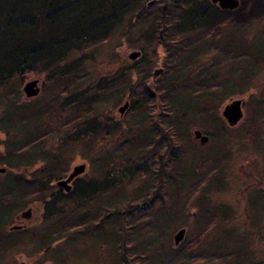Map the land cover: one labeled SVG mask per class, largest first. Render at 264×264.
<instances>
[{"label":"trees","instance_id":"16d2710c","mask_svg":"<svg viewBox=\"0 0 264 264\" xmlns=\"http://www.w3.org/2000/svg\"><path fill=\"white\" fill-rule=\"evenodd\" d=\"M245 9L252 14H234L210 0H0V103L10 108L5 107L6 117H11L5 126L0 119V131L6 133L7 139L11 137L10 141L0 142V163L7 167L6 173L0 174V264L3 257L10 259L18 250L22 240L18 235L26 236L29 231L4 229L6 220L18 209L34 201L42 203L41 224H50L56 232L55 236H48L44 234L49 228L35 229L38 248H43L44 241L52 245L69 229L73 239L79 240L78 229L98 214L87 210L96 205V198L106 199L118 187L140 178H145L143 193L148 197L134 205L139 208L137 220L117 239L124 248L132 239L136 244L140 242L143 256H138L135 264H208L213 255L218 256L217 264H264V260L241 259L250 255L244 247L226 246L231 236L227 231L225 238H216L211 246L201 243L208 233L219 232L221 227L217 230V226L222 216L207 205L205 197L195 194L208 180L193 171L198 164L213 172L221 153L227 155L232 151L230 129L237 125L229 127L218 114L223 101H216L215 95L225 85L238 82L235 76L241 67L236 60H245L248 53L264 57L253 51L257 49L248 39H235L237 44H233L234 34H244L239 28L264 22V0H245ZM240 15L242 18H237ZM130 27L141 33L131 44L140 51L139 58L129 61L117 55L108 63L112 66L107 72L93 76L94 72L88 69L96 60L87 51L118 32L125 37L122 31ZM159 52L161 71L154 75ZM226 59H230V66L223 68ZM28 72L41 74L42 87L53 89L50 94L44 90V101H34V97L18 100L19 86ZM230 76L234 79L228 82ZM99 80L102 84H97ZM106 97L113 100V105L126 97L133 114L130 120L113 121ZM257 104L253 114L258 112L264 117V99ZM14 111L34 114L20 118L13 116ZM207 125L212 129H207ZM193 127H201L208 136L204 146L190 132ZM19 133L25 138L16 139ZM115 137H120L116 144L103 150L107 156L92 154L94 157L89 159L91 168L99 170L95 171V178L73 179L68 192L51 184L62 176L56 171L64 164L61 154L51 153L41 140L50 139V143L63 145L64 149L69 144L81 148L89 145V151L82 153L88 158L95 144H113ZM190 138L194 146L201 145L200 152L201 148L206 151L203 156L213 154L208 158L215 164L209 166L205 159L191 154L189 169L178 165L187 160ZM150 143L155 146L148 148ZM163 145L166 155L161 154ZM71 158L72 155L67 162ZM36 163L40 165L29 171ZM155 166L161 168L159 172L151 171ZM182 186L187 188L184 193ZM263 193L264 189V198ZM185 225L192 236L172 245L171 232ZM146 244L148 248L160 244L166 249L147 254ZM199 244L205 246L201 253L195 249ZM229 258L236 261L228 263Z\"/></svg>","mask_w":264,"mask_h":264},{"label":"rangeland","instance_id":"374dc122","mask_svg":"<svg viewBox=\"0 0 264 264\" xmlns=\"http://www.w3.org/2000/svg\"><path fill=\"white\" fill-rule=\"evenodd\" d=\"M248 10L245 9V0L243 2L241 0L239 1L238 6L233 9V12L234 14L235 12L239 14L245 12V15H251L252 13H250ZM237 18H242V15ZM239 31H244V34L240 35L241 38L238 36L239 32L233 35L234 46L237 44L235 43V39H237L238 42L240 40L244 42L248 39L249 44H252V47L257 49L253 51L255 53L259 51L264 55V22L246 24L242 28H239ZM235 32H237V30H233V33ZM118 33L114 34L110 40L87 51L90 55L92 54L91 57L96 60L95 65H91V67L88 69L89 71L94 72L93 76L97 73L104 74L107 72L108 68L112 66L108 65V63L113 59H117V55H119L121 59L124 58L131 61L127 55L131 50H137L136 47L132 46L131 44H133L132 42L137 39L141 33L138 29H136V27H130L123 30L122 33L125 35V37H120ZM244 51L247 52L248 50ZM245 58V60H243V58L239 61L236 60V62L239 63L241 67L239 68L240 71L238 72V75L235 76V80L238 79V82L235 84L233 83L225 85L220 91H218V94L215 95L216 101H223L218 108V114L220 116L224 104L230 99L239 98L242 100L243 115L237 123V127L230 129L231 142L229 143V149L232 151L227 155L226 153H221L222 158L219 162H217V166L213 172H210V168L206 169L205 171L204 168L198 164L193 167V171L196 174H201L199 176L205 177L207 178L206 180H208L206 184H203L201 191H198L195 194L197 196L199 195L200 197H205L207 199V205L212 208V210L215 209L219 215L222 216V218H220V223L217 226V230H219L221 227L219 232L216 234L212 232L213 228L215 227V225H213L211 227L212 233L210 235L208 233L206 240L201 243H204L207 247L209 244L211 246V244L213 245L215 243L214 241L216 238H225L224 231H227L231 236L228 237L226 246L230 248L244 247L245 251L250 253V255L247 254L241 259L250 261L255 259L264 260V208H262V205L264 204V198L261 196V192L264 189V117H261L259 114H257L258 112L253 114V110L258 109L259 105L257 103L264 99V61L262 62L264 57L260 59L258 57H254V54L248 53V55H245ZM156 60L157 62H155L154 65L155 70L161 66V52H159ZM199 64H201V62ZM228 66H230V59L225 60L223 68ZM229 70L230 69H226V71ZM254 72H256V74ZM226 76H229V73H227ZM32 78H38L40 80V93L34 97L36 98L34 101H44L42 98L44 90L49 94L52 93V88L47 87L44 89L42 87L44 77L41 74L28 72L24 75L19 86V101H28L32 99L25 98L22 91L23 84ZM233 79L234 77L232 78V76H230L227 81L230 82L233 81ZM97 84H102V81L99 80ZM4 92L6 93L7 91L5 90ZM106 99L110 100L106 107L110 110L109 113L114 120H123L124 118H128V120H130L129 117L131 118L133 114L130 112L128 107L122 114L118 112V107L125 100H128L126 97H123L122 100L115 105L112 104L113 100L110 97H106ZM100 103H103V101L100 100ZM5 107L8 108L5 103H0V119L4 126L7 125L11 118L6 117L7 113ZM8 109L10 110V108ZM101 110L103 111V109ZM31 113L32 112L24 113L21 111H14L13 116L22 118L26 115L32 116L34 114ZM206 123L209 124L208 122ZM206 128L209 130L212 129L210 125H207ZM194 129L200 130L203 135L205 134L201 127H193L191 128L190 132L192 133ZM35 130L36 128L34 131ZM35 132L32 131V133H30L35 136ZM7 138L8 137L6 136V133L4 131H0V142L3 143L6 140H11V137L10 139ZM23 138H25V136L22 135V133L16 135V139L21 140ZM118 138L120 137H115L114 141L112 142L113 144L102 142V147H99L98 143L95 144V147L88 158H84L82 153H87L89 151V145H87V147L81 148L78 144H69L68 149L70 150H68L64 149L65 146H59V144L56 145L53 141L50 143V139L48 140L47 138L41 140V142L54 155L58 156V152L61 154L60 161H62L61 163L64 165L61 164L58 166L60 170L58 172L56 171V173H61L59 175L64 177L70 171L72 165L85 163V169L79 176H81L82 180H87L90 177L95 178L97 176L95 171L99 173L98 169L91 168L89 159L94 157L95 154L98 157L100 155L103 157L107 156L108 153H104L103 150L108 149L110 145L113 146L116 144ZM192 139L193 138H190L189 142H187L190 147L187 150L189 153L185 155V159L187 160L179 162L178 165L181 168L184 167L189 169L191 163L188 160H190L189 156L191 154H197L199 159H205L204 162H206V164L209 166L215 164V162L211 163L212 159L208 158L213 154H208L206 157L203 156L202 153L206 151L201 148L200 152L198 147L204 145L201 144L200 146H194L196 144H192L194 143ZM155 143L157 144L158 141L156 140ZM150 145H152V147L155 146L154 143H150L147 147L149 148ZM36 146L39 147L40 144L36 142ZM165 149V145L161 146V154L166 155L167 151ZM221 150L223 152L226 151L223 149ZM1 151L2 147L0 146V152ZM64 151H67V154L65 153L62 155ZM218 154L219 152H217L215 156H218ZM70 155H72V158L67 162V160L70 158ZM20 157L23 160L21 155ZM39 165L40 163H36L28 170L33 171ZM0 168L4 169V172H0V174L4 175L7 171L5 163H0ZM160 169V167L157 168V166H155L151 171H155L156 173L159 172ZM92 170H94L93 173ZM175 170H177V167L173 168L172 171L174 172ZM144 181L145 178H140L139 180H133L130 184L120 187L121 189L118 187L117 190L115 192H111L109 197L106 199L97 196L98 198L96 199H98V201L95 203L96 205L93 207L87 206V210H90L91 213H98V217L96 216V218L92 219L88 224H85L80 227V229H78V232H81L79 240L73 239L74 237L70 235L72 230L69 229V233H65L62 238L55 240L52 245H48V242L44 241L43 248H38V241L36 239L38 236L34 234L35 229L47 231L48 229L46 228H49V232H45L44 235L48 234V236H55L56 231L54 227H50V224L42 225L41 221L38 223L32 221L35 220V217L39 212H42L41 205L39 204L41 202L34 201L18 209L15 212L16 214L14 213L10 219L6 220L7 223L4 229L7 230L9 226L14 224L27 225L28 221H32V224L27 227L29 228V231L26 233V236L22 234L18 235L19 239L22 238L20 244L18 245V250L13 252L10 259L9 257H3L1 259V264H37L38 260L40 264H53V262L55 264H125L124 260L122 259V253H125L128 261L131 264H135V260L140 259L138 256H143V252L140 249V242L136 244L132 239L131 241H128V246H125L126 248H124L117 241V239L118 236L120 238V235H123L124 229L128 228L132 221L137 220L136 215L138 214L139 208L136 209L134 205L145 202V199L148 197L143 193L145 186ZM157 181H159V179ZM51 184L54 185L53 180ZM155 185H157V183ZM182 189L184 193L187 188L182 186ZM131 206L135 209L129 213L126 209ZM9 207H13V205H9ZM28 208L31 209L30 220H15L13 218L15 215H18L20 211L27 210ZM39 208L41 210H39ZM84 209L85 208L81 209L82 212L85 211ZM110 212H112V215H107ZM119 212L124 213L120 214ZM120 215L122 218H119ZM35 223L36 226L34 225ZM181 227L185 228L183 240L186 237L192 236V233L188 230L187 225L177 227L171 232L170 236V243L174 246L176 245L173 243V234ZM13 231L14 230H11L9 232ZM32 233L34 235V239L32 237ZM74 235H76L75 231ZM126 236H129V234L126 233ZM147 246L148 245L146 244L145 249V245L142 246V249H147L145 253H149V251L151 253L155 250L160 253L166 249L160 247V244H156L155 247L152 246L150 248ZM153 247L154 249H151ZM204 247L205 246L202 244H199L195 249H197L198 253H201L203 252ZM204 253L207 255L208 251H205ZM7 259H9L10 263L6 262ZM217 259L218 256H211L210 260L212 261L208 264H217ZM233 259L234 258H229V260H227L228 263L229 261L230 263L236 261ZM202 263L206 264V262Z\"/></svg>","mask_w":264,"mask_h":264},{"label":"water","instance_id":"95a60500","mask_svg":"<svg viewBox=\"0 0 264 264\" xmlns=\"http://www.w3.org/2000/svg\"><path fill=\"white\" fill-rule=\"evenodd\" d=\"M212 3L216 4L220 9L223 10H233L235 9L238 4L239 0H210ZM151 3V1L148 2V5ZM128 58L131 59V61L136 60L137 57L140 56L139 50H131L128 53ZM161 71V68H158L154 70L153 74L157 75ZM22 91L25 98H33L37 96L40 92V80L38 78H32L27 80L23 86ZM128 107V100H125L119 107L118 112L122 114ZM243 115L242 111V100L237 99H230L228 102H226L221 110V116L224 119L225 123L229 127H233L237 125L239 120L241 119ZM193 135L196 139L199 140L201 144H205L208 141V136L206 134H202L200 130L194 129ZM85 165L84 163L74 164L71 167L70 172L67 174V176L63 179H59L55 182V185L61 187L65 192L70 191L71 189V181L79 176L84 171ZM0 172H4L3 168H0ZM30 209L24 210L21 212V216L26 215ZM124 213V212H121ZM185 228L181 227L179 228L174 234H173V243L175 245H178L184 238ZM122 259L124 260L125 264H131L128 261L127 256L125 253H122Z\"/></svg>","mask_w":264,"mask_h":264},{"label":"flooded vegetation","instance_id":"af4514ba","mask_svg":"<svg viewBox=\"0 0 264 264\" xmlns=\"http://www.w3.org/2000/svg\"><path fill=\"white\" fill-rule=\"evenodd\" d=\"M109 115H110V117H111V114L109 113ZM113 119V118H112ZM114 120V119H113ZM115 122H119L120 120L119 119H116V120H114ZM208 142V141H207ZM206 144V143H205ZM102 142L101 143H98V146L99 147H102ZM84 165H85V163H84ZM72 167V166H71ZM85 169V168H84ZM71 170V169H70ZM70 172V171H69ZM68 172V173H69ZM67 173V174H68ZM67 174L64 176V177H61V178H57V179H54L53 180V182H54V185H55V182L57 181V180H59V179H63V178H65L66 176H67ZM77 177H81V176H77ZM77 177H75L74 179H76ZM73 181V180H72ZM71 181V185L73 184V182ZM56 186V188L58 189V190H61L62 192H65V190H63L61 187H59V186H57V185H55ZM40 205H41V209H42V203H39ZM139 204H136V206H138ZM28 209H30V208H28ZM40 208H39V210H41ZM135 208H127L126 210H127V212H132L133 210H134ZM137 209V208H136ZM24 211V210H23ZM21 212L22 211H20V213L18 214V215H15V217H13L15 220H22V219H24V220H26V221H28V220H30V217H31V209H30V211L26 214V215H24V216H21ZM120 214H121V212H119ZM16 214V213H15ZM109 214H111L112 215V212H110V213H108L107 215H109ZM41 215H42V212H39L37 215H36V217H35V220H32V221H35L36 223H38V222H40V220H41ZM32 221H28V226L27 225H17V224H14V225H12V226H9L8 227V231H11V230H14V231H17V232H20V231H26V230H28L29 228H27V227H29V225H31L32 224ZM36 223L34 224L35 226H36Z\"/></svg>","mask_w":264,"mask_h":264}]
</instances>
